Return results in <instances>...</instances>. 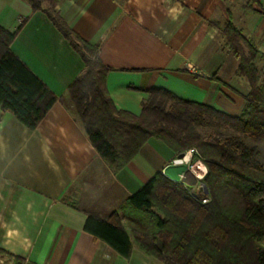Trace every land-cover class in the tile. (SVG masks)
I'll use <instances>...</instances> for the list:
<instances>
[{
    "label": "crops",
    "instance_id": "crops-1",
    "mask_svg": "<svg viewBox=\"0 0 264 264\" xmlns=\"http://www.w3.org/2000/svg\"><path fill=\"white\" fill-rule=\"evenodd\" d=\"M57 11L97 47L119 110L140 115L144 90L166 89L231 117L241 116L251 85L221 26L232 22L260 52L264 84V0H58ZM11 50L58 97L30 129L0 106V262L14 264H164L132 239L124 257L84 229L88 216L138 213L130 197L157 172H184L179 156L152 138L122 170L99 155L63 103L86 65L49 17L28 0H0V26L15 31Z\"/></svg>",
    "mask_w": 264,
    "mask_h": 264
},
{
    "label": "trees",
    "instance_id": "trees-1",
    "mask_svg": "<svg viewBox=\"0 0 264 264\" xmlns=\"http://www.w3.org/2000/svg\"><path fill=\"white\" fill-rule=\"evenodd\" d=\"M28 1L49 17L85 62V73L61 100L113 171L122 170L152 138L176 154L196 148L208 167V202L157 172L130 197L129 205L138 213L130 217L129 231L120 213L108 221L88 216L84 229L126 258L133 239L164 264H264V164L259 146L247 145L239 135L264 140V84L255 65L260 56L255 44L232 22L221 26L226 45L239 59L237 73L251 85L241 116H228L162 88L144 90L148 96L141 114L135 115L117 109L106 88L110 68L97 57V47L60 15L58 0ZM21 27L9 31L0 26V106L36 129L58 97L11 50ZM15 259L16 264L23 262Z\"/></svg>",
    "mask_w": 264,
    "mask_h": 264
},
{
    "label": "built area",
    "instance_id": "built-area-1",
    "mask_svg": "<svg viewBox=\"0 0 264 264\" xmlns=\"http://www.w3.org/2000/svg\"><path fill=\"white\" fill-rule=\"evenodd\" d=\"M171 165L183 166L184 172L178 176L176 182L182 184L189 193L202 203L209 201L208 194L201 191L204 179L208 173V167L199 156L196 148H189L176 158ZM199 188V190H197Z\"/></svg>",
    "mask_w": 264,
    "mask_h": 264
},
{
    "label": "rangeland",
    "instance_id": "rangeland-1",
    "mask_svg": "<svg viewBox=\"0 0 264 264\" xmlns=\"http://www.w3.org/2000/svg\"><path fill=\"white\" fill-rule=\"evenodd\" d=\"M45 6H48V3ZM232 132H233L232 129H230V133H232ZM239 135L242 136V138L246 141L247 145H250L251 146V145H256L257 144L259 146L260 151H261L260 161L264 164V140L263 141L256 142V141H254L253 139H251L249 137H244L242 134H239ZM172 178L174 180H178V177L177 176H173ZM197 190H199V188H197ZM261 242H262V244H264V238L262 239ZM0 253H2V252H0ZM13 260H14V264H16L17 263V260L14 259V258H13ZM0 264H7V259H4L2 262H0ZM20 264H28V263H25L23 261L22 263L20 262Z\"/></svg>",
    "mask_w": 264,
    "mask_h": 264
},
{
    "label": "water",
    "instance_id": "water-1",
    "mask_svg": "<svg viewBox=\"0 0 264 264\" xmlns=\"http://www.w3.org/2000/svg\"><path fill=\"white\" fill-rule=\"evenodd\" d=\"M201 191H203L204 193L208 194L209 193V190L207 188V186L205 184L202 185L201 187Z\"/></svg>",
    "mask_w": 264,
    "mask_h": 264
}]
</instances>
